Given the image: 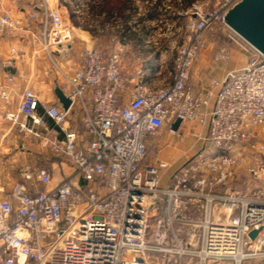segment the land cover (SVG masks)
I'll return each mask as SVG.
<instances>
[{
  "label": "built area",
  "instance_id": "built-area-1",
  "mask_svg": "<svg viewBox=\"0 0 264 264\" xmlns=\"http://www.w3.org/2000/svg\"><path fill=\"white\" fill-rule=\"evenodd\" d=\"M61 1L0 0V38L28 32L43 41L44 51L54 47L71 59L75 28ZM240 1L191 3L183 40L172 47L173 80L160 87L147 83L141 68L123 75L125 47L119 45L108 54L87 46L75 71L63 72L67 110L42 101L32 88L23 91L8 120L38 138L61 171L71 172L52 186L54 171L35 168L42 188L34 193L22 183L9 192L0 184V264H264V189L216 190L234 177L246 152H264L258 131L264 126V53L225 21ZM11 3L23 6L22 16ZM145 3L150 8L155 0ZM173 5L163 0L162 12L175 14ZM218 29L249 51V60L196 94L191 72L207 35ZM229 58L225 49L215 55ZM0 98L9 100V90L0 87ZM76 110L82 117L73 124ZM186 121L206 129L198 137L202 150L178 166L153 155L163 131L178 134ZM248 170L255 173L253 166ZM253 230L259 232L251 239Z\"/></svg>",
  "mask_w": 264,
  "mask_h": 264
},
{
  "label": "crops",
  "instance_id": "crops-1",
  "mask_svg": "<svg viewBox=\"0 0 264 264\" xmlns=\"http://www.w3.org/2000/svg\"><path fill=\"white\" fill-rule=\"evenodd\" d=\"M193 1L196 0H174L173 6L176 12L169 14L171 17L168 22H172L170 28L176 26L181 29L186 28L188 20L186 10ZM162 2L163 0H155L150 8L148 5H136V9L139 8L140 12L143 8L147 12L138 21L132 20L133 10L126 11L125 18L115 13L113 16L116 15L119 18V23L114 21L110 12H100L105 17L104 23L100 26L91 24L88 30L75 35L71 44V59L63 57L54 47L51 48L50 54L44 51L43 41H34L28 32L16 37L0 38V87H4L10 92L9 100L0 98V184L6 192L12 190L19 183L25 184L28 190L33 193L41 189L42 186L33 173L38 167H50L54 171L52 186L71 172V169H67L65 166L61 171L60 161L52 156L49 149L43 146L38 138L22 130L19 124L9 121L7 113L18 109L26 88H32L44 102H60L55 89L61 84L63 72L72 74L75 71L85 47L96 44L101 47L100 49L104 53L108 54L119 45H124L125 62L122 68L124 76L129 77L136 68H141L144 70L146 82L151 86L160 87L164 83L172 82L175 72V54L172 50L174 41L152 38L151 28L148 25V22L151 21H161L159 12ZM87 6L89 10L90 4ZM12 8L11 10H13ZM96 32L103 38L101 42L96 43L93 39ZM157 36L160 37V34ZM204 47L189 80L190 86L196 94L209 88L212 83L222 81L229 71L244 66L250 57L249 51L232 41L219 43L214 39H207ZM213 48L227 50L230 53V58L227 61H215L210 56ZM213 103L214 99L211 100L209 110ZM81 117V111L76 110L71 118L72 123H79ZM47 123L50 126L54 125L48 118ZM194 123L196 126H193L192 130H194L195 137H199L201 133H204L203 131L206 133V129L202 130L197 121ZM191 150L192 145L189 141L184 145H177L172 152L170 151L168 159L178 161L185 154L192 152Z\"/></svg>",
  "mask_w": 264,
  "mask_h": 264
},
{
  "label": "rangeland",
  "instance_id": "rangeland-1",
  "mask_svg": "<svg viewBox=\"0 0 264 264\" xmlns=\"http://www.w3.org/2000/svg\"><path fill=\"white\" fill-rule=\"evenodd\" d=\"M52 5H55V0H49ZM207 1V0H203ZM212 4L216 0H208ZM102 0H62V10L64 12V18L66 22L69 24L73 25V27L76 29L75 30V35L77 33H82L85 32L86 30L89 29V27L94 24L96 25H101L104 23L105 17L102 16L100 13V8L98 7L99 4H101ZM135 5H146L145 0H133ZM141 2V3H140ZM12 4V9L13 13L15 16H22V13L19 10V5L15 3ZM88 4H90V8L88 10ZM94 9V11H93ZM160 10V9H159ZM134 15H132V20L133 21H138V19L141 16H145L144 11H141V14H137L136 11H133ZM136 13V14H135ZM161 15L159 18L161 21L158 22H148L149 27L151 28L150 34L153 35L152 38H161L164 39L163 41L166 40H171L177 43H181L183 40V35L185 34V29L179 28V26H176L174 28L172 27V22H168L171 16L169 14L165 13L162 10L159 12ZM108 23V22H107ZM169 23V25H168ZM169 28V29H168ZM80 33V34H81ZM99 33L96 32L93 39L97 43L98 41H102L101 35H98ZM157 34H160V37L157 36ZM103 35V34H102ZM207 39H214L216 42H226L230 41L228 38V35L226 31H223L222 29L215 30L213 32H210L207 35ZM98 47L96 44L91 45ZM205 48V47H204ZM203 51V50H202ZM218 50L216 48L210 52V56L215 60V55ZM174 54L175 51L173 50ZM230 55V53H229ZM198 61V60H197ZM197 61L193 67V70L196 67ZM195 121H186L183 125V128L181 129L182 131L179 132L178 134L172 135L169 133L167 130L163 131V140L161 143V147L154 149L153 155L159 156L160 158L163 159H168L170 155V151L172 152L174 148L180 144H185L188 141L192 145V152L189 154H185V156H182L175 164V166H178L182 164L186 158L190 156L196 155L199 151L202 150L204 147V144L202 143V140H199L198 137H195L193 131V126H196ZM258 131L261 134V137L264 139V126H260ZM163 141H165L163 143ZM177 144V145H176ZM253 166L255 168V173H250L248 168ZM233 188L237 189L241 192H251V191H259L261 189H264V152L263 153H252V152H246L245 159L242 161V163L238 166L236 170V174L234 177L227 183V184H222L217 187V191H225L228 188ZM253 264V262H252Z\"/></svg>",
  "mask_w": 264,
  "mask_h": 264
},
{
  "label": "water",
  "instance_id": "water-1",
  "mask_svg": "<svg viewBox=\"0 0 264 264\" xmlns=\"http://www.w3.org/2000/svg\"><path fill=\"white\" fill-rule=\"evenodd\" d=\"M225 21L247 43L264 53V0H241L227 12ZM55 93L63 108L67 110L71 104L70 97L60 86L56 87ZM181 123L182 119L178 118L172 127L178 130ZM258 232L253 230L250 238L254 239Z\"/></svg>",
  "mask_w": 264,
  "mask_h": 264
},
{
  "label": "trees",
  "instance_id": "trees-1",
  "mask_svg": "<svg viewBox=\"0 0 264 264\" xmlns=\"http://www.w3.org/2000/svg\"><path fill=\"white\" fill-rule=\"evenodd\" d=\"M98 7L100 8V12L107 11L112 16L116 13L118 16L125 18V12L133 10V2L132 0H102Z\"/></svg>",
  "mask_w": 264,
  "mask_h": 264
}]
</instances>
